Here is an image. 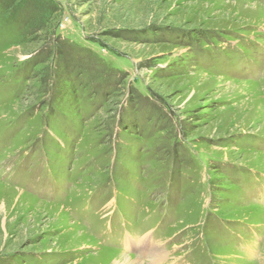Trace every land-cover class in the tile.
Listing matches in <instances>:
<instances>
[{"label": "rangeland", "instance_id": "1", "mask_svg": "<svg viewBox=\"0 0 264 264\" xmlns=\"http://www.w3.org/2000/svg\"><path fill=\"white\" fill-rule=\"evenodd\" d=\"M0 201V264H264V0H0Z\"/></svg>", "mask_w": 264, "mask_h": 264}, {"label": "bare ground", "instance_id": "2", "mask_svg": "<svg viewBox=\"0 0 264 264\" xmlns=\"http://www.w3.org/2000/svg\"><path fill=\"white\" fill-rule=\"evenodd\" d=\"M1 202V201H0ZM72 234V233H70ZM75 239V238H73ZM75 242V241H74ZM150 239H145L142 241V245L144 247H150L151 248L148 250H150L152 252V258H148V264H165V256L166 254L160 249L158 248H155V247H152V244L150 245ZM107 254L106 253L105 255H101L100 258H99V264H145V262L139 260V259H135L134 257L132 256H124L122 255L120 252L118 253H114L115 254V258L113 260L108 259L107 258ZM110 260V262H109Z\"/></svg>", "mask_w": 264, "mask_h": 264}]
</instances>
